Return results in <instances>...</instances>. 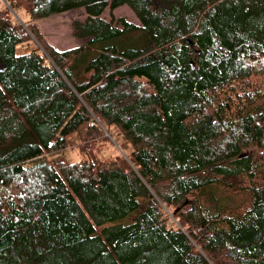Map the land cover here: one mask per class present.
Instances as JSON below:
<instances>
[{
    "label": "trees",
    "instance_id": "1",
    "mask_svg": "<svg viewBox=\"0 0 264 264\" xmlns=\"http://www.w3.org/2000/svg\"><path fill=\"white\" fill-rule=\"evenodd\" d=\"M0 145V264H264V0H0Z\"/></svg>",
    "mask_w": 264,
    "mask_h": 264
},
{
    "label": "rangeland",
    "instance_id": "2",
    "mask_svg": "<svg viewBox=\"0 0 264 264\" xmlns=\"http://www.w3.org/2000/svg\"><path fill=\"white\" fill-rule=\"evenodd\" d=\"M114 18L123 17L125 20L133 22L137 25H140V21L137 16L133 13L131 9L127 6L123 5L119 8L113 10ZM85 16L83 8L72 9L68 11L61 12L56 15H52L46 18H42L36 21L39 29L42 31L45 38L53 44L58 49H65L76 46L81 43L80 40L75 38L72 31V21L75 19H82ZM101 16L105 19L109 20L111 18L110 11L108 8H105L104 11L101 13ZM144 42L141 40L138 43L132 44L131 46L137 47L142 46ZM32 46L31 43L26 42L19 46H17V52H24L28 50ZM111 131L113 134L116 133V129L111 127ZM118 137V136H117ZM120 141V138H117ZM78 142V137L76 134L71 135L68 137L67 140V147L62 153L66 158L70 160H77L79 155L76 149V143ZM116 147V146H115ZM6 152V147L0 145V159ZM112 152V148H107V153ZM249 196L238 194L235 196L234 202L235 204L245 205L249 202ZM225 199H221L224 202ZM225 202H227L225 200ZM234 206V204H232ZM231 205V206H232ZM128 220L127 217L123 218L121 222H126ZM109 222L107 224H111Z\"/></svg>",
    "mask_w": 264,
    "mask_h": 264
}]
</instances>
